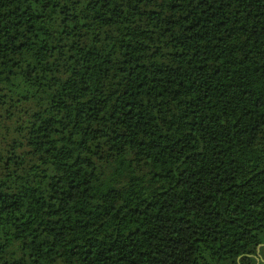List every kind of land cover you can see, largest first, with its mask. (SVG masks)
Returning a JSON list of instances; mask_svg holds the SVG:
<instances>
[{
  "label": "trees",
  "instance_id": "obj_1",
  "mask_svg": "<svg viewBox=\"0 0 264 264\" xmlns=\"http://www.w3.org/2000/svg\"><path fill=\"white\" fill-rule=\"evenodd\" d=\"M0 264H264V0H0Z\"/></svg>",
  "mask_w": 264,
  "mask_h": 264
}]
</instances>
